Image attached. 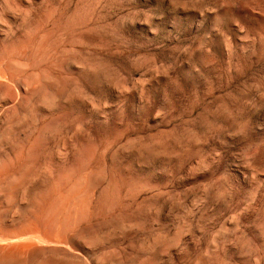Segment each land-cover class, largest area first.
Here are the masks:
<instances>
[{
    "label": "rangeland",
    "instance_id": "1",
    "mask_svg": "<svg viewBox=\"0 0 264 264\" xmlns=\"http://www.w3.org/2000/svg\"><path fill=\"white\" fill-rule=\"evenodd\" d=\"M0 132V175L60 188H31L47 204L8 188L2 244L47 241L75 264H264V0H0ZM30 222L51 232H16Z\"/></svg>",
    "mask_w": 264,
    "mask_h": 264
},
{
    "label": "bare ground",
    "instance_id": "2",
    "mask_svg": "<svg viewBox=\"0 0 264 264\" xmlns=\"http://www.w3.org/2000/svg\"><path fill=\"white\" fill-rule=\"evenodd\" d=\"M51 100V99H50ZM46 102V101H45ZM48 102V101H47ZM6 103V102H5ZM49 103H51L50 101H49ZM48 103V104H49ZM28 110H31V109H28ZM34 110V109H33ZM36 110V109H35ZM32 111V110H31ZM38 111V110H37ZM25 112H26V114L28 113L26 110H25ZM30 112V111H29ZM39 112V111H38ZM33 112H30V114H32ZM35 113V112H34ZM33 113V114H34ZM14 114V113H13ZM26 114H25V117H26ZM30 114H29V116H30ZM24 115V114H23ZM22 115V116H23ZM38 115V114H37ZM36 115V116H37ZM14 116V115H13ZM12 115H11V117H13ZM21 116V117H22ZM32 116V115H31ZM30 116V117H31ZM28 117V116H27ZM20 118V117H19ZM22 118H24V117H22ZM21 118V120L22 121H26V123L25 122H22L20 119H18L17 120V122L20 120L21 122H19V124L20 125H18V123L17 124H14V126L15 127H17L18 128V130H20L19 128H21L23 125H26V124H28L29 122H31L30 123V125L32 124L33 125V123L35 122L34 120L35 119H32L34 122L32 123V121H28V123H27V120H28V118H27V120H26V118L25 119H22ZM32 118V117H31ZM31 118H30V120H31ZM36 119L38 120V116L36 117ZM9 121H10V119H9ZM40 121V120H39ZM38 121V122H39ZM37 122V123H38ZM23 123V125H21ZM10 125H12V124H10ZM10 125H8L10 128H12V126H10ZM30 125H28L30 128L32 127V126H30ZM7 125H6V127H8ZM13 126V127H14ZM21 126V127H20ZM27 126V127H28ZM36 126H38V125H36ZM6 127H5V130L4 131H6ZM28 127V128H29ZM26 128V127H25ZM24 128V129H25ZM37 128V127H36ZM9 129V128H8ZM13 129V131L12 132H18V130L16 131V129L15 128H12ZM22 130H23V127L21 128ZM41 129V128H40ZM21 130V131H22ZM12 132H11V134H10V132H8V134L9 135H12ZM20 132V131H19ZM26 132V131H25ZM1 133V132H0ZM3 133L4 132H2L1 133V136L3 135ZM21 133V132H20ZM27 133H28V130H27ZM32 133V132H31ZM5 134V136H7V134L6 133H4ZM25 134V133H24ZM41 134V133H40ZM40 134H38V135H40ZM43 134V133H42ZM15 135V134H14ZM31 135V134H30ZM33 135V134H32ZM0 136V137H1ZM4 136V135H3ZM41 136V135H40ZM13 137V136H12ZM11 137V138H12ZM37 137V136H36ZM10 137H7V139H9ZM10 138V139H11ZM15 138V137H14ZM13 138V139H14ZM19 138V137H18ZM18 138H16V139H18ZM25 138H27V137H25ZM31 138V137H30ZM6 139V137H4V140L3 139H1L0 138V142L1 141H6L7 140ZM15 139V140H16ZM23 139V138H22ZM34 139V138H33ZM25 140V139H24ZM28 140V139H27ZM30 140H32V139H30ZM30 140H28V141H30ZM18 141V140H17ZM16 141V142H17ZM33 141V140H32ZM40 141V140H39ZM23 142V141H22ZM26 142V141H25ZM2 143V142H1ZM0 143V144H1ZM4 143V142H3ZM3 143H2V145H3ZM6 143H10L8 140L5 142V144ZM13 143H15V142H13ZM4 144V145H5ZM11 144V143H10ZM34 144V143H33ZM3 145V146H4ZM12 145V144H11ZM25 145V144H24ZM31 145V144H30ZM41 145V144H40ZM1 147L2 149L4 148V147ZM15 146H17V145H15ZM14 146V147H15ZM38 146V145H37ZM19 148H20V146H18ZM23 147V146H22ZM39 147V146H38ZM8 148H9V146H8ZM7 148V149H8ZM26 149H28V147L26 148ZM33 149V148H32ZM36 149V148H35ZM24 150V149H23ZM33 151V150H32ZM22 152V151H21ZM1 153V152H0ZM31 154H32V152H30ZM29 154V153H28ZM34 154V153H33ZM36 155V154H35ZM37 156H38V154H37ZM14 157V156H13ZM20 157V156H19ZM22 157V156H21ZM15 158V157H14ZM18 159H20V158H18ZM18 159H17V161H18ZM25 159V158H24ZM33 160H34V158H32ZM14 160V159H13ZM24 162V161H23ZM22 162V163H23ZM45 163V162H44ZM47 163V162H46ZM86 163V162H85ZM83 164V163H82ZM16 165V164H15ZM14 165V166H15ZM89 165V164H88ZM20 166V165H19ZM29 166V165H28ZM44 166V165H43ZM46 166H47V164H46ZM48 167V166H47ZM51 166L49 165V171H52V173H53V171L55 170H50L51 168H50ZM25 168V167H24ZM41 168V167H40ZM88 168H90V167H88ZM7 169V168H6ZM45 169V170H44ZM72 169V168H71ZM28 170V169H27ZM25 171V173L26 172H29V171ZM41 170H43V171H46V173H48L49 171H47L46 170V168L45 167H43ZM41 170H40V172H41ZM16 171V170H15ZM60 171V170H59ZM89 172H91L90 170H89ZM13 173V172H12ZM51 172L50 173H48L47 175L49 176V174H52ZM56 173V172H55ZM54 173V174H55ZM74 173V172H73ZM85 173V172H84ZM93 173V172H92ZM102 173V172H101ZM21 174V173H20ZM41 174V173H40ZM88 174V173H87ZM106 174V173H105ZM26 175V174H25ZM25 175H18V174H7V176L5 175V176H3V175H0V179H1V184H0V199H2V200H8V199H10V196L7 194V189L8 188H22L23 189V192H22V195H21V198H22V200H26V201H29L30 203L32 202L33 204H34V202L33 201H40V202H42L43 204H45L46 203V200H47V197L48 196H39V195H37V194H33V190L31 191V188L35 185V184H37V183H41V187L42 188H45V189H48L49 190V188H50V194H55V191L57 190L58 191V189H60L59 188V184L58 183H56V181L54 182H48V183H46L47 181V179L45 180L44 178L45 177H43V175H41V176H34L33 175V177H32V175L30 176V175H28V176H25ZM99 175V174H98ZM46 176V175H45ZM48 176H46V177H48ZM64 176V175H63ZM81 176V175H80ZM89 176V175H88ZM92 176V175H91ZM48 178H50V177H48ZM53 179H54V177H52ZM72 179V178H71ZM70 179V180H71ZM75 179V178H74ZM82 179H83V177H82ZM111 179V178H110ZM57 180V179H56ZM78 180V179H77ZM90 180V179H89ZM88 180V181H89ZM103 180V179H102ZM107 180V179H106ZM75 181V180H74ZM79 181V180H78ZM84 181V180H83ZM72 182V181H71ZM107 182V181H106ZM67 183H68V181H67ZM73 183V182H72ZM88 183V182H87ZM69 184L71 185V183H70V181H69ZM77 184H78V182H77ZM62 185V184H61ZM60 185V186H61ZM86 186V185H85ZM89 186V185H88ZM98 186V185H97ZM104 186V185H103ZM65 187H67V186H65ZM73 187H76V185L75 186H73ZM87 187V186H86ZM94 187V186H93ZM33 188H35V186L33 187ZM40 188V187H39ZM62 189L64 188V187H61ZM70 188H71V186H70ZM70 188L67 190V191H69L70 190ZM87 188H89V187H87ZM65 189V188H64ZM63 189V190H64ZM71 189H73V188H71ZM82 189V188H81ZM85 189V188H84ZM37 190V189H36ZM35 190V191H36ZM39 190V189H38ZM77 190V189H76ZM80 190V189H79ZM34 191V192H35ZM45 191V190H44ZM56 191V192H57ZM62 191V190H61ZM91 191V190H90ZM37 192V191H36ZM45 192H47V191H45ZM63 192V191H62ZM61 192V193H62ZM70 192H72L71 190H70ZM70 192H66V193H70ZM75 192V191H74ZM41 193H42V191H41ZM40 193V194H41ZM48 193V195H50ZM64 193V192H63ZM86 193V192H85ZM84 193V194H85ZM46 194V193H45ZM58 194V193H57ZM86 194H89V193H86ZM85 194V195H86ZM59 195V194H58ZM90 195V194H89ZM17 196V195H16ZM64 196V195H63ZM95 196V195H94ZM54 197H57V196H54ZM69 197V199L71 200V201H76V202H81V201H83V199L85 198V196H83V195H75V194H70V196H68ZM18 198H20L19 196H18ZM59 198V197H58ZM102 198V197H101ZM105 198V197H104ZM61 199V198H60ZM89 199V198H88ZM91 199H93V197L91 196ZM52 200V199H51ZM53 200H54V198H53ZM53 200H52V203H53ZM64 200V199H63ZM67 200V199H66ZM87 200V199H86ZM95 200V199H94ZM17 201V200H16ZM99 201V200H98ZM1 202V201H0ZM87 202H89L88 200H87ZM91 202H93V201H91ZM19 203H21V202H19ZM26 203V202H25ZM35 203H37V202H35ZM41 203V204H42ZM67 203V202H66ZM22 204V203H21ZM26 204H28V203H26ZM26 204H24V205H26ZM38 204V203H37ZM40 204V203H39ZM42 204V205H43ZM47 204V203H46ZM69 204V203H68ZM36 205V204H35ZM75 205V204H74ZM86 205V204H85ZM93 205V204H92ZM98 205V204H97ZM28 206V205H27ZM30 206V205H29ZM39 206V205H38ZM38 206H35V208L36 207H38ZM44 206V205H43ZM46 206V205H45ZM44 206V207H45ZM48 206H50V205H48ZM47 206V207H48ZM55 206V205H54ZM77 206V205H76ZM99 206V205H98ZM21 207H23V206H21ZM51 207V206H50ZM57 207V206H56ZM69 207V206H68ZM78 207V206H77ZM105 207V206H104ZM103 207V208H104ZM34 208V206H32V209ZM34 208V209H35ZM41 208H42V206H41ZM53 208V207H52ZM59 208V207H58ZM62 208V207H61ZM7 209V208H6ZM19 209H20V207H19ZM31 208H29V210H28V212L30 211L31 212V210H30ZM43 209V208H42ZM75 209V208H74ZM95 209V208H94ZM4 210V209H3ZM2 210V211H3ZM41 210V209H40ZM39 210V211H40ZM57 210V209H56ZM55 210V211H56ZM83 210V209H82ZM14 211V210H13ZM15 211H17V209L15 210ZM22 211V210H21ZM48 211H50V209H48ZM48 211H46L45 213H47ZM53 211V210H52ZM100 211V210H99ZM105 211V210H104ZM110 211V210H109ZM4 213L6 212V211H3ZM2 212V213H3ZM17 212H19V211H17ZM24 212V211H23ZM54 212V211H53ZM52 212V213H53ZM66 212H68V211H66ZM1 213V214H2ZM27 213V212H26ZM44 213V212H43ZM104 213V212H103ZM110 213V212H109ZM108 213V214H109ZM113 213V212H112ZM48 214H49V212H48ZM78 214V213H77ZM86 214V213H85ZM7 215L9 216L10 215V212H9V214L7 213ZM20 215H22L21 213H20ZM27 215H29V213L27 214ZM34 215V217H37L38 216V214H33V213H31L29 216H33ZM41 215H42V213H41ZM61 215V217L64 215V212H59V216ZM70 216V215H69ZM81 216V215H80ZM115 216V215H114ZM121 216V215H120ZM2 217V216H1ZM50 217V216H49ZM54 217V216H53ZM67 217V216H66ZM71 217V216H70ZM13 218V217H12ZM77 218V217H76ZM113 218V217H112ZM111 218V219H112ZM11 219V218H10ZM47 219V218H46ZM69 219V218H68ZM120 219H121V217L119 218L118 217V221H120ZM6 220V219H5ZM115 220H116V218H115ZM114 220V221H115ZM8 221V220H7ZM7 221H5V222H7ZM13 221H15V220H13ZM84 221V220H83ZM113 221V220H112ZM19 222V221H18ZM68 222V221H67ZM82 222V221H81ZM121 222V221H120ZM14 223V222H13ZM26 223V222H25ZM72 223V222H71ZM119 223V222H118ZM12 224V223H11ZM53 224V222H43V223H39V222H30V223H28L26 226H24V227H22V228H20V229H18V230H16V232L17 233H30V234H32L33 236H35L34 234H37L38 235V233L40 234V233H45V232H51V229H50V225H52ZM57 224H62L63 225V223L62 222H58ZM78 224V223H77ZM7 225V224H6ZM72 225H75V224H72ZM12 226V225H11ZM22 226V225H21ZM80 225H78V227H79ZM124 226V225H123ZM9 227V226H8ZM78 227H76V228H78ZM124 227H126V226H124ZM124 227H122V228H124ZM135 227V226H134ZM61 228V227H60ZM72 228V227H71ZM133 229V228H132ZM0 230H1V228H0ZM85 231V230H84ZM75 233V232H74ZM89 233V232H88ZM42 235V234H41ZM40 235V236H41ZM82 235V234H81ZM36 237V236H35ZM35 237H33V238H35ZM32 238V237H31ZM38 238V237H37ZM68 238V237H67ZM70 238V237H69ZM43 239V238H42ZM84 239V238H83ZM83 239H81V241L83 240ZM50 240V242L52 241V239H49ZM76 240V239H75ZM88 240V241H87ZM87 240H84V241H86V242H89V239H87ZM100 241H102V240H100ZM2 242H3V240H1L0 239V243L2 244ZM45 242H47V241H44V242H42V241H39V243H38V241H37V243H35L34 241H32V240H30V238H29V240L28 239H26V241H23L22 239H20V240H15V241H13V242H7V243H5V244H2V245H0V262H5V263H8V264H61V263H68V264H75V262H78L77 260H79L78 259V257L76 256V255H74L72 252H75V251H73L71 248H69V249H71V252L69 251V250H67V249H65V248H59V247H54V246H50V247H43V246H41V245H39V244H41V243H45ZM66 244H67V240L65 239V241H64ZM72 242V241H71ZM89 243H91V242H89ZM45 245V244H44ZM47 245V244H46ZM54 245V244H53ZM68 245V244H67ZM70 245V244H69ZM75 245V244H74ZM62 246V245H61ZM67 247V246H66ZM74 248V247H73ZM82 262V261H81ZM76 264H78V263H76ZM80 264V263H79Z\"/></svg>",
    "mask_w": 264,
    "mask_h": 264
}]
</instances>
